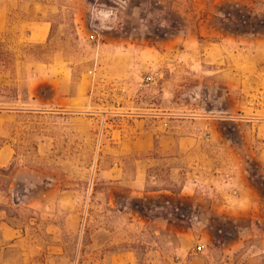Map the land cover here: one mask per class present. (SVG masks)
Instances as JSON below:
<instances>
[{
  "label": "rangeland",
  "instance_id": "obj_1",
  "mask_svg": "<svg viewBox=\"0 0 264 264\" xmlns=\"http://www.w3.org/2000/svg\"><path fill=\"white\" fill-rule=\"evenodd\" d=\"M0 264H264V0H0Z\"/></svg>",
  "mask_w": 264,
  "mask_h": 264
},
{
  "label": "built area",
  "instance_id": "obj_2",
  "mask_svg": "<svg viewBox=\"0 0 264 264\" xmlns=\"http://www.w3.org/2000/svg\"><path fill=\"white\" fill-rule=\"evenodd\" d=\"M142 82H143V85H145L144 87H146V88L155 87L157 85V76L155 74H150L147 77H145ZM123 91H124L123 88H120V90H118V93L123 92ZM107 96L115 97V94H113L112 92L107 93L105 91L99 92L97 90H95V91L93 90L90 92V102L96 103V101H97L99 103L98 107L102 110L101 113H91V114H95V115L101 114V115H104L106 117V119H107V116L113 115L115 117V119L117 120V119H119V117L123 116L122 113H119L120 110H123V109H118V112L116 114L109 113V112H111V110H109L108 106L103 105V102H105V101H101L102 98H105ZM114 104L117 106L119 105L116 102H114ZM112 109L116 110L117 108L112 107ZM105 124H106V120L103 121V125H105Z\"/></svg>",
  "mask_w": 264,
  "mask_h": 264
}]
</instances>
